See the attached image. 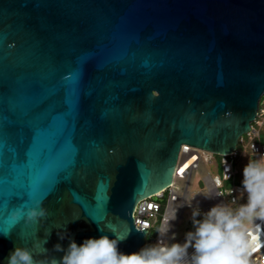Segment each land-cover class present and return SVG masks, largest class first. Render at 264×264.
<instances>
[{"label":"water","instance_id":"1","mask_svg":"<svg viewBox=\"0 0 264 264\" xmlns=\"http://www.w3.org/2000/svg\"><path fill=\"white\" fill-rule=\"evenodd\" d=\"M263 99L264 0H0V264L140 251L182 147L231 155Z\"/></svg>","mask_w":264,"mask_h":264},{"label":"clouds","instance_id":"2","mask_svg":"<svg viewBox=\"0 0 264 264\" xmlns=\"http://www.w3.org/2000/svg\"><path fill=\"white\" fill-rule=\"evenodd\" d=\"M243 176L247 202L237 209L224 204L216 205L204 214L202 220L196 219L200 211L198 208L194 209L192 215L195 231L186 234L184 244L169 245L161 240L156 245L125 254L118 249L120 237L111 239L102 235L86 239L82 244L73 240L62 261L55 258L37 260L31 250L18 246L10 254L8 264H249L252 253L241 226L248 217L264 222V155L250 159L243 170ZM194 198H185L189 207ZM15 215L19 216L20 213ZM47 215L46 209L35 207L28 210L26 218L32 222L46 218ZM175 217L176 209L168 220L167 230L162 237L169 230V221ZM55 247L57 251H63L61 245L57 244ZM189 248L194 249L191 256Z\"/></svg>","mask_w":264,"mask_h":264},{"label":"built area","instance_id":"3","mask_svg":"<svg viewBox=\"0 0 264 264\" xmlns=\"http://www.w3.org/2000/svg\"><path fill=\"white\" fill-rule=\"evenodd\" d=\"M254 124H256V127H252V131L240 140L244 150L237 149L229 156H218L220 158H216L218 174L215 176L210 174L204 178L208 186V192L207 194H196L191 207L188 206L185 198L189 199L188 188L193 175L200 169L203 159L199 153L200 151L187 146L182 147L177 176L173 186L162 194L146 199L137 205L134 216L135 225L137 228L144 229L141 231L148 232L144 247L150 246L151 240L147 241L153 232H157V236H159L160 231L163 234L167 230V222L174 214L175 209L176 217L169 221V230L164 235L170 245L173 242L177 224L183 217L186 208H198L200 211L199 217H203L216 205L224 204L237 209L242 204L241 200L245 197V191L242 185L236 183L238 175L236 166L240 158L246 155V151H250L254 156L264 155V143L260 141V130H264V101L261 102ZM215 156L205 153L204 161L213 164ZM183 175H187V185L184 191L180 189L177 183V179ZM245 233L249 250L252 253L249 264H264V222L254 218ZM157 236L154 240L157 239ZM193 251L194 249L189 253V256Z\"/></svg>","mask_w":264,"mask_h":264},{"label":"rangeland","instance_id":"4","mask_svg":"<svg viewBox=\"0 0 264 264\" xmlns=\"http://www.w3.org/2000/svg\"><path fill=\"white\" fill-rule=\"evenodd\" d=\"M254 125V124H253ZM256 125H254L255 127ZM261 132V138L264 137V130H260ZM259 139V138H256ZM202 159H203V163L201 164L200 169L193 175L191 184L188 188V192H189V199L193 198L196 194H207L208 192V186L206 185L204 178L207 175H212L215 176L218 174L217 170H216V156L215 159L213 161V164L207 163L204 161L205 158V153L203 152H199ZM255 158H259V156H254L250 153V151H246V155L241 158L240 160V176H239V181L237 182L238 184L241 183L243 184V170L245 168V166L249 163L250 159H255ZM178 185L180 186V189L182 191H184L186 189V185H187V175H183L181 176L178 180H177ZM243 186V185H242ZM229 187V186H228ZM242 204L247 202V193L245 192V197L241 200ZM233 209V207H232ZM193 208H186L184 213H183V217L179 220L178 224H177V228L175 231V235L173 238V242L174 243H180V244H184L186 242V234L188 232H194L195 231V227L193 224ZM196 219L202 220L203 217H199L197 216ZM254 219V217H248L245 218L242 226H241V231L246 232V230L250 227L251 221ZM162 233L161 231L159 232V236H157L156 240L151 241L150 245H156L158 242H160L161 240H163L165 243L170 245V242L163 236H161ZM159 237V238H158ZM150 240L152 239V237H149ZM192 248H189V253L192 251Z\"/></svg>","mask_w":264,"mask_h":264},{"label":"trees","instance_id":"5","mask_svg":"<svg viewBox=\"0 0 264 264\" xmlns=\"http://www.w3.org/2000/svg\"><path fill=\"white\" fill-rule=\"evenodd\" d=\"M264 101V99L262 100V102ZM254 125H256V124H254ZM254 125H253V127H254ZM256 127V126H255ZM262 143H264V137H262L261 138V140H260ZM238 150H244L243 149V147H242V145H241V143H239V145H238ZM217 157V159H219L220 157H218V156H216ZM240 160H241V158H240ZM240 160L238 161V163H237V166H236V169L238 170V175H237V177H236V183L239 181V176H240V169H239V167H240V165H239V163H240ZM240 182V181H239ZM238 184V183H237ZM239 185H243V184H241V183H239ZM156 236H157V232H153L152 234H151V237H152V239H151V241H153L155 238H156ZM150 241V238L148 239V241L147 242H149Z\"/></svg>","mask_w":264,"mask_h":264},{"label":"crops","instance_id":"6","mask_svg":"<svg viewBox=\"0 0 264 264\" xmlns=\"http://www.w3.org/2000/svg\"><path fill=\"white\" fill-rule=\"evenodd\" d=\"M179 178H180V177H179ZM179 178H178V179H179ZM178 179H177V180H178Z\"/></svg>","mask_w":264,"mask_h":264}]
</instances>
